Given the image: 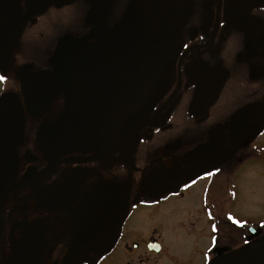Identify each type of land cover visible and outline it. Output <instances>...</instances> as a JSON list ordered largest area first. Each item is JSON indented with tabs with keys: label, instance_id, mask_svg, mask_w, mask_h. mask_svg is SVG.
Segmentation results:
<instances>
[{
	"label": "flooded vegetation",
	"instance_id": "af4514ba",
	"mask_svg": "<svg viewBox=\"0 0 264 264\" xmlns=\"http://www.w3.org/2000/svg\"><path fill=\"white\" fill-rule=\"evenodd\" d=\"M2 1L0 264H209L264 234V0H191L162 37L134 0Z\"/></svg>",
	"mask_w": 264,
	"mask_h": 264
},
{
	"label": "water",
	"instance_id": "95a60500",
	"mask_svg": "<svg viewBox=\"0 0 264 264\" xmlns=\"http://www.w3.org/2000/svg\"><path fill=\"white\" fill-rule=\"evenodd\" d=\"M135 8L142 22L160 37L168 36L177 30L187 19L191 11V0H134ZM5 4L0 0V16ZM0 17V30L3 26ZM3 56L8 58L11 41L0 43ZM249 240L255 242L238 251L227 253L210 264H264V234L255 229L250 230Z\"/></svg>",
	"mask_w": 264,
	"mask_h": 264
},
{
	"label": "rangeland",
	"instance_id": "374dc122",
	"mask_svg": "<svg viewBox=\"0 0 264 264\" xmlns=\"http://www.w3.org/2000/svg\"><path fill=\"white\" fill-rule=\"evenodd\" d=\"M254 179H255V181L253 182L252 186L249 187L248 190L252 189L253 191H255V195L257 197H259L260 200L262 201L264 199V177H261V175H258ZM244 188H246L245 184H244ZM259 210H260V207H257L256 210H252L253 212L250 213L249 216H243V219H244L243 221L245 223L256 221V219L259 216V215H257V212H259ZM173 240L174 239L171 236H169L167 239V242L171 245ZM180 250H181V246L174 245L173 248L171 246V253L177 254V253H179ZM162 264H172V263L169 260H166V261H163Z\"/></svg>",
	"mask_w": 264,
	"mask_h": 264
}]
</instances>
